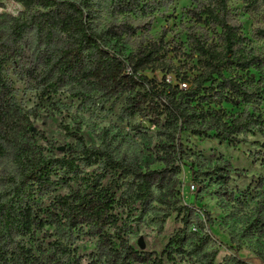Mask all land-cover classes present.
Wrapping results in <instances>:
<instances>
[{
  "label": "trees",
  "instance_id": "16d2710c",
  "mask_svg": "<svg viewBox=\"0 0 264 264\" xmlns=\"http://www.w3.org/2000/svg\"><path fill=\"white\" fill-rule=\"evenodd\" d=\"M11 1L26 10L44 11L18 19L6 32H0V67L8 56L23 58L27 41L32 38L35 51L27 73L35 76L43 60L47 79L53 77L40 88L43 96L56 94L66 82L126 96L121 117H149L155 123L163 120L176 137L177 150L182 147L183 133L230 147L246 144L248 137L264 136V57L246 51L248 41L232 17L229 0H206L191 8L188 15L193 25L187 30L185 43L166 42L163 34L156 42L140 45L127 62L106 45L112 39L133 38L140 28L121 22L106 31L96 30L90 22L89 0ZM161 1L149 0L157 5ZM239 1L248 12L264 5V0ZM139 3L140 0H115L111 11L114 16H123L133 12ZM255 35L264 40V28L255 30ZM189 62L194 65L186 70ZM146 71H160L164 80L150 81L143 74ZM251 71L260 77L252 78ZM239 73L246 75V81L238 77ZM170 75L179 82L177 85L166 80ZM14 95L11 83L0 71V264H80V259L72 256L71 247L76 233L84 228L89 236L98 238L97 261L91 264H176L205 256L203 250L210 238L199 237L188 229L194 213L189 206L176 208L177 217H182V228L159 254L134 250L122 235L116 237L120 242L116 245L114 237L102 234L105 228H117L118 203L146 205L156 190H164L174 182L177 171L135 170L115 161L99 147H87L77 134L72 137L78 148L69 147L61 158L17 145L15 136L24 126ZM224 105L239 110L230 114ZM96 164L101 165L103 173L82 177L81 167ZM107 175L109 181L103 185ZM122 179L127 181H123L124 191L117 196ZM77 182L79 188L54 201V221L47 222L38 215L37 198ZM56 222H64V241L54 243L48 257L40 260L25 248L22 239ZM213 256L214 253L198 264H213Z\"/></svg>",
  "mask_w": 264,
  "mask_h": 264
},
{
  "label": "rangeland",
  "instance_id": "374dc122",
  "mask_svg": "<svg viewBox=\"0 0 264 264\" xmlns=\"http://www.w3.org/2000/svg\"><path fill=\"white\" fill-rule=\"evenodd\" d=\"M113 1L89 0L90 22L98 31H106L121 22L140 28L133 38L112 39L106 45L127 62L140 45L156 42L163 34L166 42L185 43L187 30L193 25L188 11L206 0H163L159 5L140 0V6L123 16H114ZM143 5L148 8L142 9ZM228 6L248 41L246 51L264 57V40L255 35V30L264 28V5L252 12H248L239 0H229ZM35 11L44 9L26 10L11 0H0V32H6L18 19ZM34 51V40L29 38L23 58L8 56L0 67L3 78L15 91L18 117L24 126L15 136L17 145H28L44 156L61 158L69 147L78 148L72 137L77 134L87 147H99L115 161L135 170L147 172L168 168L177 171L174 182L164 190H156L146 205L118 203L117 228H105L102 234L114 237L116 245L120 244L116 237L122 235L126 245L134 250L159 254L182 228V217H177L176 208L189 206L194 213L188 229L210 240L203 250L205 256L186 258L176 264H198L209 259L212 253L213 264H264V136L248 137L246 144L230 147L216 140L183 133L180 135L182 147L177 150L174 147L176 137L163 120L155 123L149 117H121L126 96L110 95L104 90H92L72 82L63 84L54 95L43 96L40 88L53 77L47 79L43 60L38 63L35 76L27 73ZM174 64L178 66L176 60ZM193 65L194 62H189L186 70ZM184 70L182 67V72ZM250 73L255 80L260 77L254 71ZM143 74L150 81L160 83L164 80L160 71ZM238 77L243 81L247 79L244 73H239ZM166 80L173 85L179 83L173 75ZM223 107L230 114L239 110L229 105ZM81 171L82 177H94L103 173V168L96 164L81 167ZM108 181L107 175L103 185ZM123 181L127 179L121 180L117 196L124 191ZM79 185L80 182L71 183L37 198L38 215L47 222L54 221L57 213L54 201ZM64 232V222H56L40 231H32L22 242L35 257L43 260L52 252L54 243L64 241ZM87 233V228L76 233L71 247L72 256L80 259V264H91L98 257V238Z\"/></svg>",
  "mask_w": 264,
  "mask_h": 264
}]
</instances>
